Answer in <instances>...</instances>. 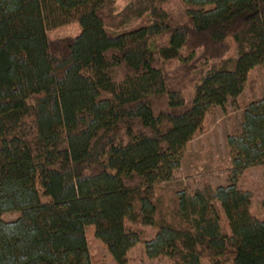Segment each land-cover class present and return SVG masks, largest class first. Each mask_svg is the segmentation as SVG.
Returning a JSON list of instances; mask_svg holds the SVG:
<instances>
[{"label": "trees", "instance_id": "trees-1", "mask_svg": "<svg viewBox=\"0 0 264 264\" xmlns=\"http://www.w3.org/2000/svg\"><path fill=\"white\" fill-rule=\"evenodd\" d=\"M126 1L0 0V264H91L89 227L115 264L137 244L171 264H264V216L237 187L264 165V98L227 137V185L170 208L155 194L264 67V0Z\"/></svg>", "mask_w": 264, "mask_h": 264}, {"label": "rangeland", "instance_id": "rangeland-1", "mask_svg": "<svg viewBox=\"0 0 264 264\" xmlns=\"http://www.w3.org/2000/svg\"><path fill=\"white\" fill-rule=\"evenodd\" d=\"M113 1L116 10H120L127 2L126 0ZM137 23L138 21H131L125 29ZM78 32V27L72 24L50 31L49 37L50 39L73 37ZM233 46L232 44L231 54L234 51ZM263 98L264 67L257 66L249 72L243 90L235 100L227 102L221 108L215 107L206 114L201 129L184 147L179 168L174 171L172 179L157 185L155 194L163 198L166 206L169 208L173 206V196L177 191L192 194L204 186L214 189L227 185L231 170L227 137L239 131L243 109L249 103ZM237 187L250 193L251 211L256 217L262 218L264 216V165L245 170L237 179ZM17 216V212L5 213L1 215V219L12 221ZM145 231L147 238L155 233L150 228ZM86 239L91 264H115L106 247L94 238L90 227L86 230ZM125 264H171V262L165 257L147 258L143 246L137 244L129 250ZM202 264L208 263L203 261Z\"/></svg>", "mask_w": 264, "mask_h": 264}]
</instances>
